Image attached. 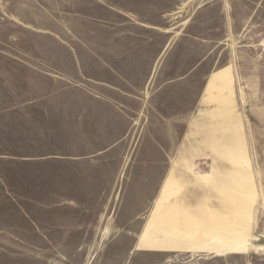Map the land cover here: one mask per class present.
<instances>
[{"label":"rangeland","instance_id":"1","mask_svg":"<svg viewBox=\"0 0 264 264\" xmlns=\"http://www.w3.org/2000/svg\"><path fill=\"white\" fill-rule=\"evenodd\" d=\"M263 55L264 0H0V264H264Z\"/></svg>","mask_w":264,"mask_h":264},{"label":"crops","instance_id":"2","mask_svg":"<svg viewBox=\"0 0 264 264\" xmlns=\"http://www.w3.org/2000/svg\"><path fill=\"white\" fill-rule=\"evenodd\" d=\"M264 56V55H263ZM232 71H223L217 75H215L208 87V93L210 91V88L212 84L217 83L216 86L219 88V93L215 94V100L219 99V96L221 93H224L225 91L229 90L232 85ZM242 73V72H241ZM246 75V74H244ZM261 77V89H262V100L257 107L253 108L251 111L252 120L249 122V125H247V121H243L244 124H246V128L248 131H253L256 135L255 137H259L264 142V62H262V72L260 74ZM221 97V96H220ZM234 137V135L229 136V138ZM200 158V157H199Z\"/></svg>","mask_w":264,"mask_h":264},{"label":"bare ground","instance_id":"3","mask_svg":"<svg viewBox=\"0 0 264 264\" xmlns=\"http://www.w3.org/2000/svg\"><path fill=\"white\" fill-rule=\"evenodd\" d=\"M219 240L222 242L223 247H227L228 245H231V244H237L240 246L241 244L244 245V242H245L244 240H236L235 242H227L226 239H224L222 236L219 237Z\"/></svg>","mask_w":264,"mask_h":264}]
</instances>
